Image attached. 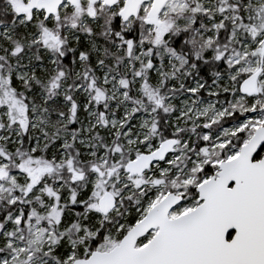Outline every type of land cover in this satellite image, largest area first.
Here are the masks:
<instances>
[{"label":"snow or ice","instance_id":"obj_1","mask_svg":"<svg viewBox=\"0 0 264 264\" xmlns=\"http://www.w3.org/2000/svg\"><path fill=\"white\" fill-rule=\"evenodd\" d=\"M0 264H264V0H0Z\"/></svg>","mask_w":264,"mask_h":264}]
</instances>
